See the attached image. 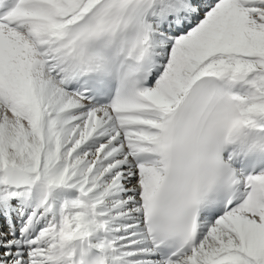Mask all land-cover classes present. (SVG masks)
<instances>
[{
	"label": "snow or ice",
	"instance_id": "obj_1",
	"mask_svg": "<svg viewBox=\"0 0 264 264\" xmlns=\"http://www.w3.org/2000/svg\"><path fill=\"white\" fill-rule=\"evenodd\" d=\"M0 264H264V0H0Z\"/></svg>",
	"mask_w": 264,
	"mask_h": 264
}]
</instances>
